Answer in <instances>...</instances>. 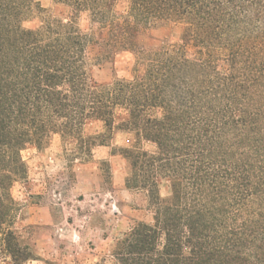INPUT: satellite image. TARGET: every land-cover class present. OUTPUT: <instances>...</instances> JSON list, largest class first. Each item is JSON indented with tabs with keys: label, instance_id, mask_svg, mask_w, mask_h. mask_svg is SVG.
Returning <instances> with one entry per match:
<instances>
[{
	"label": "trees",
	"instance_id": "trees-1",
	"mask_svg": "<svg viewBox=\"0 0 264 264\" xmlns=\"http://www.w3.org/2000/svg\"><path fill=\"white\" fill-rule=\"evenodd\" d=\"M117 1L61 0L69 21L28 28L41 4L0 0V264L35 261L12 195L22 153L58 135L91 160L116 130L134 136L125 187L146 194L154 222H135L113 264H264V0H129L122 21ZM84 13L109 53H135L132 81L93 80ZM173 26L178 43L136 49L141 29ZM91 122L105 132L86 136Z\"/></svg>",
	"mask_w": 264,
	"mask_h": 264
},
{
	"label": "rangeland",
	"instance_id": "rangeland-1",
	"mask_svg": "<svg viewBox=\"0 0 264 264\" xmlns=\"http://www.w3.org/2000/svg\"><path fill=\"white\" fill-rule=\"evenodd\" d=\"M37 1L46 12L26 23L28 28L41 27L50 19L67 22L73 16L61 0ZM129 12V0H118L112 16L122 21ZM77 25L91 39L88 58L93 80L100 84L132 81L135 53H109L107 32L88 13L78 17ZM181 34L176 26L141 29L134 43L136 49L176 44ZM104 132L101 122H91L85 128L88 137ZM108 136L107 146L97 147L91 160L78 155L58 135L47 146H30L22 153L28 178L13 187L12 195L21 209L18 231L35 255L29 264H113L114 245L135 222H154L146 194L125 187L131 164L120 150L132 148L134 136L119 130ZM143 148L155 151L149 144ZM160 194L163 199L171 196L168 182L162 184Z\"/></svg>",
	"mask_w": 264,
	"mask_h": 264
}]
</instances>
